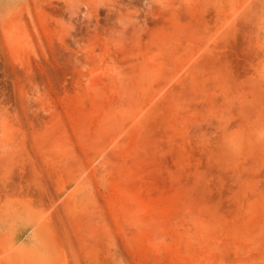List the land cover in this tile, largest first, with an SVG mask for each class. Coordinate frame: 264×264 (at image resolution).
I'll list each match as a JSON object with an SVG mask.
<instances>
[{
    "label": "rangeland",
    "instance_id": "obj_1",
    "mask_svg": "<svg viewBox=\"0 0 264 264\" xmlns=\"http://www.w3.org/2000/svg\"><path fill=\"white\" fill-rule=\"evenodd\" d=\"M0 264H264V0H0Z\"/></svg>",
    "mask_w": 264,
    "mask_h": 264
}]
</instances>
